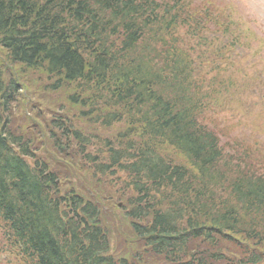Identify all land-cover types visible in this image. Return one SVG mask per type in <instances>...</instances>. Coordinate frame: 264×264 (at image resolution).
<instances>
[{
    "label": "trees",
    "instance_id": "1",
    "mask_svg": "<svg viewBox=\"0 0 264 264\" xmlns=\"http://www.w3.org/2000/svg\"><path fill=\"white\" fill-rule=\"evenodd\" d=\"M59 8L68 10L64 21ZM165 13L168 8L155 0H0V47L12 66L45 67L61 81L104 89L108 105L131 109L133 117L124 118L132 126L116 135L123 146L109 148V163H102L101 169L110 164L112 171L129 175L135 193L131 227L150 252L164 256L167 264L260 261L253 253L220 261L223 246L215 247L220 241L239 238L264 247V174L227 162L216 137L197 121L199 105L186 95L185 61L176 56L180 49L167 47L166 55L161 31L165 28L168 35L185 12L179 9L167 19ZM84 38L92 43L88 60H83ZM17 89L12 79L3 80L0 66V214L10 223L14 238L29 253L25 241L37 264H121L100 255L101 231L87 225L88 219L96 218L91 203L74 209L85 228L71 229L69 239L66 232L59 235L61 227L55 223L62 216L57 217L55 204L46 198L43 182L35 183L45 165L37 174L26 171L35 166L13 154L1 137V110L7 109ZM101 119L108 125L122 117L107 113ZM10 136L7 133V139ZM81 137L78 133L76 140L85 142ZM164 153L183 157L188 167ZM221 163L232 175L227 184L217 177ZM189 207L195 209L193 216ZM71 225L69 221L66 226ZM201 244L209 246L201 250Z\"/></svg>",
    "mask_w": 264,
    "mask_h": 264
},
{
    "label": "rangeland",
    "instance_id": "2",
    "mask_svg": "<svg viewBox=\"0 0 264 264\" xmlns=\"http://www.w3.org/2000/svg\"><path fill=\"white\" fill-rule=\"evenodd\" d=\"M218 1L233 2L238 12L249 23L246 24V32L256 31L255 37L245 34L244 42L251 43L257 36H264V0ZM262 51L263 48L259 47L257 41L253 42L252 46L245 51L250 63L254 62L255 68L261 67L259 54ZM1 59L4 60V57ZM207 59L211 64L200 65L197 69L193 67L197 61L192 59L189 63L191 78L190 76L186 78V95L195 102L197 94L194 86L198 85V93L203 94L204 89L201 85L205 82L206 76L212 74L213 68L226 67L222 56H208ZM37 71V69H28L20 65L7 66L6 71H3L4 79L12 77L17 83L21 82L23 85L19 99L17 96L12 103L13 109L6 117L7 131L10 134L22 132V137L32 141L29 144L33 146L32 150L35 156L45 163L55 162L60 166L59 171L61 175L65 176L61 188L68 186L79 193L84 200H90L96 206L99 221L106 233L109 245L108 254L115 258L117 256L118 258L124 257L131 264H139L146 258L150 260L151 255L142 250V243L132 232L131 219L124 214L125 210L131 207L135 194L126 183L127 174L112 171L113 166L110 164L101 169L102 164H100L104 162L106 156L104 154L110 149L123 146V141L116 139V135L118 132H124L128 127L130 128L131 121L122 118L108 125L103 124L101 115L95 117L96 111L99 109L102 113L103 110L112 108L104 105L94 94L104 95V89H97L96 92L92 86L75 81L63 82L58 89L51 90L49 80L45 76L40 77ZM233 73L234 67H228L219 74V77L223 80ZM206 80L208 79L206 78ZM216 92L217 89L214 86V94L210 93L212 100H214ZM72 96L82 98L84 101H73ZM208 100H210L209 97H203L201 102L205 103ZM208 110L211 111V114L207 116L203 112L199 114L197 121L212 130L217 135L219 144L224 148L233 146L234 140L236 143L243 144L249 151H252L256 146L254 139L260 138V143H264V115L260 114L259 107L246 112L245 117L240 119V122L243 121V125L235 124L237 118L231 119L227 116L231 114L227 109V101H222ZM57 123L64 125L63 129H67L68 126L76 129L81 136L88 140V144H80L82 142H78L70 136L71 131L64 135L67 138L65 140L64 136H60L61 131L58 130ZM131 131L132 129L129 130V132ZM134 132L135 130L132 133ZM3 135L5 134L3 133ZM129 137L136 139L134 135H129ZM53 138L58 139L60 146L64 147L67 144L68 150L72 152L65 156L66 154L59 151L57 146L52 147ZM80 147H83L82 151ZM164 155L172 158L174 162L183 163L178 155L166 153ZM92 161L96 163L94 166L96 170ZM122 161L125 162L124 158ZM44 187L46 186L44 185ZM49 187L51 190H45L46 198L53 197V187L51 185ZM1 235H3L2 232H0ZM6 243L7 239L4 238V244L0 245V257L5 254Z\"/></svg>",
    "mask_w": 264,
    "mask_h": 264
},
{
    "label": "bare ground",
    "instance_id": "3",
    "mask_svg": "<svg viewBox=\"0 0 264 264\" xmlns=\"http://www.w3.org/2000/svg\"><path fill=\"white\" fill-rule=\"evenodd\" d=\"M62 8L57 9V11H61ZM67 12L68 10L66 9L63 13V11H61V21H64L67 19ZM81 44H82V49H83V60H88L90 58V56L92 55V49H91V40L84 38L81 40ZM0 51H1V55H0V59L3 58L6 55V52L0 47ZM96 69H98V67L96 66ZM37 73L40 77L45 76L50 83V88L51 90H56L64 81H61V79H59L57 76L56 78L52 75H49L46 72V68L45 67H39L37 68ZM62 72H65L62 70ZM96 84V83H95ZM2 114L4 117H7L8 115V110L7 109H2L1 110ZM107 113H114L122 118H124V116L126 115L127 118H132L133 117V112H131V109L128 107H117V108H112V109H105L103 110V112L101 113L99 111V109L96 111L95 117L97 118L99 115L103 116L104 114ZM58 125V130L61 131L60 136H64L65 134L68 133V131H71V135L73 138H77L78 135V131L74 128H72L71 126H68L67 129H63L64 125H61L60 123H57ZM65 140L67 139L66 136L63 137ZM32 143L31 140H27L25 139V137H22V132L19 133H15L12 134L10 136V138L8 139V148L10 149V151L17 155V156H21L22 157V153H26L29 152V150L31 149V145L29 144ZM26 171L28 172H32L33 174H37L39 171L38 167L35 168H31V169H27ZM40 177L42 178H46L48 177V174H38ZM42 180V179H41ZM41 180H36L35 183H40L42 182ZM47 181V180H46ZM45 181V182H46ZM133 206L131 205V207L125 211L126 215L130 218V211L134 210V208H132ZM152 208L149 210V213H151ZM187 211L189 212L190 216H193L195 214V209H193L192 207H189L187 209ZM87 225H89L90 227L93 226L90 223H88ZM86 226V224L84 223H78V224H73L71 226H69V229H75L78 228V231H81L82 229H84ZM88 226V227H89ZM74 227V228H73Z\"/></svg>",
    "mask_w": 264,
    "mask_h": 264
}]
</instances>
